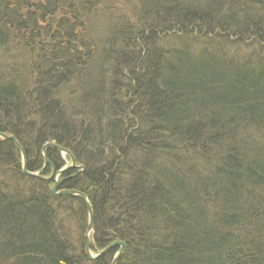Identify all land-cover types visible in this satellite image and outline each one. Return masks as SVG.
I'll return each mask as SVG.
<instances>
[{"label":"trees","instance_id":"trees-1","mask_svg":"<svg viewBox=\"0 0 264 264\" xmlns=\"http://www.w3.org/2000/svg\"><path fill=\"white\" fill-rule=\"evenodd\" d=\"M117 1L132 22L114 0H0V133L30 172L49 143L85 168L59 191L87 195L94 254L264 264V0ZM21 167L0 139V264H111L86 256L84 204Z\"/></svg>","mask_w":264,"mask_h":264},{"label":"water","instance_id":"water-1","mask_svg":"<svg viewBox=\"0 0 264 264\" xmlns=\"http://www.w3.org/2000/svg\"><path fill=\"white\" fill-rule=\"evenodd\" d=\"M0 139L3 141H7V142H11L13 143L17 149L20 152L21 155V168H22V172L24 175H26L29 178L32 179H37L41 182L44 183H52L53 186L51 188V194L54 195L55 197H73V198H77L79 199L85 206L86 210H87V214H88V227H87V231L85 234V239H86V256L90 261H96L98 259H100L101 257L105 256L107 253H109L112 250L118 249L115 256L113 257V260L111 262V264H118V262L120 261L121 257L124 254L125 251V245L124 243L117 241L114 242L113 244L109 245L108 247H106L105 249L99 251L96 254H92L91 249H90V235L93 232V227H94V211H93V207L91 205V203L89 202V199L87 197V195H85V193L81 192V191H76V190H62L59 191V188L61 186V184H63L64 182H66L68 179H58L60 176L62 177L63 175H65L66 173H68L70 170H76L78 168L81 169V172H83L85 170V168L83 166L78 167L75 163V159L73 157V155L66 149L57 146L54 143H49L46 144L43 148H42V157L44 159V169L38 172H30L28 171V161H27V156H26V152L23 149V147L20 145V143L17 141V139L13 136H8L5 134L0 133ZM49 149H54L57 152H59L61 154V156H68L69 158V163H67L65 165V167L63 169L57 170L56 167L49 161L48 158V150ZM50 165L52 168V173L50 176H44V172L45 169L47 168V166Z\"/></svg>","mask_w":264,"mask_h":264},{"label":"rangeland","instance_id":"rangeland-1","mask_svg":"<svg viewBox=\"0 0 264 264\" xmlns=\"http://www.w3.org/2000/svg\"><path fill=\"white\" fill-rule=\"evenodd\" d=\"M115 2H112V3H114L115 4V6H116V14H117V16L119 17V18H121V17H124V18H126V19H128L130 22H132V19H129L131 16H130V11L133 9V7L131 6V5H126V4H124V3H122V2H119V1H117V0H114ZM112 3H110V5H113ZM114 6V5H113ZM118 18V19H119ZM117 18L115 19H112V21H111V25L114 23V22H116L117 20H118ZM110 24V23H109ZM45 25V24H44ZM113 26V25H112ZM102 28V29H101ZM41 30L39 31L40 33H39V35H42V37L43 38H45V40H47L48 41V43H50V41L52 40H49V39H46V37H47V35L46 34H44V31L45 30H47V28H45V26H43V27H41L40 28ZM114 29V28H113ZM112 29V30H113ZM110 29H108V27L106 26V25H104V24H101V25H99V24H93L92 25V29H91V31H94L95 33L94 34H96V35H98V36H102V37H98V38H96V40H97V42H99L100 44H102V41H104L106 38H107V34H108V31H109ZM116 31V30H115ZM30 34H32V33H30ZM61 36V35H60ZM52 38V37H51ZM11 39V38H10ZM39 42V39L37 40V43ZM99 43H98V46H99ZM232 43H234V42H232ZM100 47V46H99ZM102 48H103V46H102ZM10 49L12 50V52L13 51H17V52H19L20 53V49H22V48H17V47H15L14 46V44H13V42L11 43V46H10ZM17 49H19V50H17ZM248 51H247V54L246 55H248ZM245 55V56H246ZM60 157V159H62V161H63V167L67 164V163H69V158H68V156H59ZM78 166V165H77ZM62 167V168H63ZM46 171H48V170H45V173L47 174L46 176H49L50 175V173H51V170H49L48 172H46ZM62 177H59L58 179H61ZM90 237H91V235H90ZM92 252V251H91ZM92 254H94V252H92Z\"/></svg>","mask_w":264,"mask_h":264}]
</instances>
